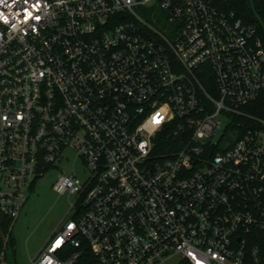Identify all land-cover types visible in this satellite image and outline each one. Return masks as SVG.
I'll return each instance as SVG.
<instances>
[{
	"label": "built area",
	"instance_id": "obj_1",
	"mask_svg": "<svg viewBox=\"0 0 264 264\" xmlns=\"http://www.w3.org/2000/svg\"><path fill=\"white\" fill-rule=\"evenodd\" d=\"M263 91L217 0H0V264L49 170L70 215L28 264H264Z\"/></svg>",
	"mask_w": 264,
	"mask_h": 264
},
{
	"label": "rangeland",
	"instance_id": "obj_2",
	"mask_svg": "<svg viewBox=\"0 0 264 264\" xmlns=\"http://www.w3.org/2000/svg\"><path fill=\"white\" fill-rule=\"evenodd\" d=\"M144 17L149 20L147 15ZM74 166L78 167V161ZM69 166H66L68 170ZM57 172L49 170L25 191L26 200L10 230V246L4 250L7 264H28V260L37 251L45 237L57 222L66 214L68 202L72 197L66 193H57L51 186Z\"/></svg>",
	"mask_w": 264,
	"mask_h": 264
},
{
	"label": "trees",
	"instance_id": "obj_3",
	"mask_svg": "<svg viewBox=\"0 0 264 264\" xmlns=\"http://www.w3.org/2000/svg\"><path fill=\"white\" fill-rule=\"evenodd\" d=\"M220 7L232 10L244 23L254 27L264 46V0H217ZM242 110L253 116L264 119V91L253 102L246 104ZM6 220L0 218V225ZM264 254V231L253 232L249 239ZM186 264V263H181Z\"/></svg>",
	"mask_w": 264,
	"mask_h": 264
}]
</instances>
